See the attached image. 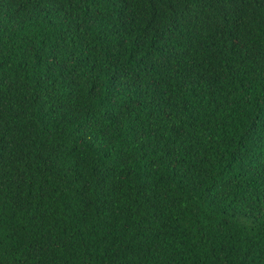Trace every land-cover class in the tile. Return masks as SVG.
Masks as SVG:
<instances>
[{"label":"trees","instance_id":"16d2710c","mask_svg":"<svg viewBox=\"0 0 264 264\" xmlns=\"http://www.w3.org/2000/svg\"><path fill=\"white\" fill-rule=\"evenodd\" d=\"M0 264H264V0H0Z\"/></svg>","mask_w":264,"mask_h":264}]
</instances>
